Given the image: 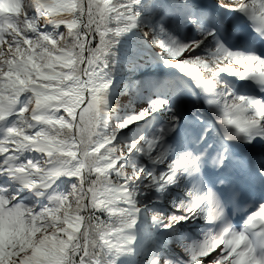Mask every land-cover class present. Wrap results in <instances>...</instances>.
Masks as SVG:
<instances>
[{
    "label": "snow or ice",
    "instance_id": "snow-or-ice-1",
    "mask_svg": "<svg viewBox=\"0 0 264 264\" xmlns=\"http://www.w3.org/2000/svg\"><path fill=\"white\" fill-rule=\"evenodd\" d=\"M0 264H264V0H0Z\"/></svg>",
    "mask_w": 264,
    "mask_h": 264
}]
</instances>
